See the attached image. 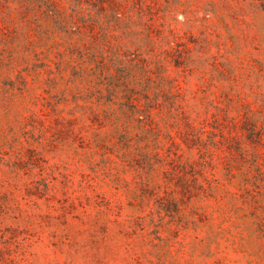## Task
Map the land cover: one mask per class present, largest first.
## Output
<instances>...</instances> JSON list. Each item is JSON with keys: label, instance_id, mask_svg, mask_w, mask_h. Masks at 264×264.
<instances>
[{"label": "rangeland", "instance_id": "obj_1", "mask_svg": "<svg viewBox=\"0 0 264 264\" xmlns=\"http://www.w3.org/2000/svg\"><path fill=\"white\" fill-rule=\"evenodd\" d=\"M0 264H264V0H0Z\"/></svg>", "mask_w": 264, "mask_h": 264}]
</instances>
